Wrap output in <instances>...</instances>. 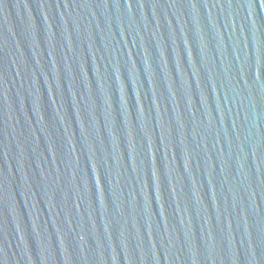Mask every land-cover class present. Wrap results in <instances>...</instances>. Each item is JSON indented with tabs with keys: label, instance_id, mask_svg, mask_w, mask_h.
<instances>
[{
	"label": "water",
	"instance_id": "obj_1",
	"mask_svg": "<svg viewBox=\"0 0 264 264\" xmlns=\"http://www.w3.org/2000/svg\"><path fill=\"white\" fill-rule=\"evenodd\" d=\"M0 264H264V0H0Z\"/></svg>",
	"mask_w": 264,
	"mask_h": 264
}]
</instances>
